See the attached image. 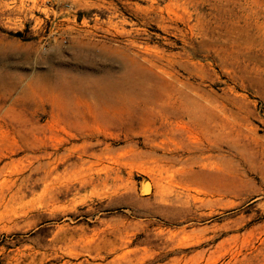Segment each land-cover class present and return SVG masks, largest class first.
Returning a JSON list of instances; mask_svg holds the SVG:
<instances>
[{
  "label": "rangeland",
  "instance_id": "374dc122",
  "mask_svg": "<svg viewBox=\"0 0 264 264\" xmlns=\"http://www.w3.org/2000/svg\"><path fill=\"white\" fill-rule=\"evenodd\" d=\"M0 264H264V0H0Z\"/></svg>",
  "mask_w": 264,
  "mask_h": 264
},
{
  "label": "water",
  "instance_id": "95a60500",
  "mask_svg": "<svg viewBox=\"0 0 264 264\" xmlns=\"http://www.w3.org/2000/svg\"><path fill=\"white\" fill-rule=\"evenodd\" d=\"M149 190H150L149 188H146V189L144 190V192H146V193H147Z\"/></svg>",
  "mask_w": 264,
  "mask_h": 264
},
{
  "label": "bare ground",
  "instance_id": "6f19581e",
  "mask_svg": "<svg viewBox=\"0 0 264 264\" xmlns=\"http://www.w3.org/2000/svg\"><path fill=\"white\" fill-rule=\"evenodd\" d=\"M146 186V185H145Z\"/></svg>",
  "mask_w": 264,
  "mask_h": 264
}]
</instances>
